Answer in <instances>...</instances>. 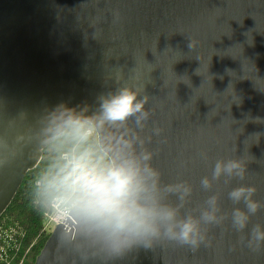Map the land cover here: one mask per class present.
Segmentation results:
<instances>
[{
  "label": "water",
  "instance_id": "95a60500",
  "mask_svg": "<svg viewBox=\"0 0 264 264\" xmlns=\"http://www.w3.org/2000/svg\"><path fill=\"white\" fill-rule=\"evenodd\" d=\"M118 83L145 86V134L162 129L153 163L166 182L192 183L189 209L210 194L199 180L218 159L243 158L239 183L264 200V0H0V216L40 161L18 137L58 104L94 111ZM213 190L230 212L227 187ZM251 223H264V209ZM244 236L226 220L208 247L160 241L112 264H264ZM77 259L53 228L33 264Z\"/></svg>",
  "mask_w": 264,
  "mask_h": 264
},
{
  "label": "clouds",
  "instance_id": "9594fccd",
  "mask_svg": "<svg viewBox=\"0 0 264 264\" xmlns=\"http://www.w3.org/2000/svg\"><path fill=\"white\" fill-rule=\"evenodd\" d=\"M144 88L118 83L91 112L58 104L45 111L27 138L18 137L27 139L40 160L28 186L29 203L75 253L74 264H112L160 241L195 252L211 245L209 229L226 220L236 233L246 232L241 243L247 248H264V223H251L264 200L257 198L255 185L239 183L248 173L243 158L216 160L199 180L200 189L210 194L191 209L192 183L163 179L149 147L162 129L145 134L151 111ZM201 159L206 162L207 154ZM4 162L0 159V165ZM220 182L228 189L230 212L221 206L222 194L213 190Z\"/></svg>",
  "mask_w": 264,
  "mask_h": 264
},
{
  "label": "trees",
  "instance_id": "16d2710c",
  "mask_svg": "<svg viewBox=\"0 0 264 264\" xmlns=\"http://www.w3.org/2000/svg\"><path fill=\"white\" fill-rule=\"evenodd\" d=\"M35 168L26 172L13 199L0 216V264H33L49 236L42 229L43 216L33 209L27 196Z\"/></svg>",
  "mask_w": 264,
  "mask_h": 264
},
{
  "label": "built area",
  "instance_id": "2783aa9c",
  "mask_svg": "<svg viewBox=\"0 0 264 264\" xmlns=\"http://www.w3.org/2000/svg\"><path fill=\"white\" fill-rule=\"evenodd\" d=\"M52 228H53V225L51 224V222L47 218H45L44 221H43V229L44 230L49 229L51 231Z\"/></svg>",
  "mask_w": 264,
  "mask_h": 264
},
{
  "label": "rangeland",
  "instance_id": "374dc122",
  "mask_svg": "<svg viewBox=\"0 0 264 264\" xmlns=\"http://www.w3.org/2000/svg\"><path fill=\"white\" fill-rule=\"evenodd\" d=\"M44 219H45V217L43 216V217H42V227H43V221H44ZM42 229H43V228H42ZM43 231H44V233L50 234V230H49V229H47V230H44V229H43Z\"/></svg>",
  "mask_w": 264,
  "mask_h": 264
}]
</instances>
